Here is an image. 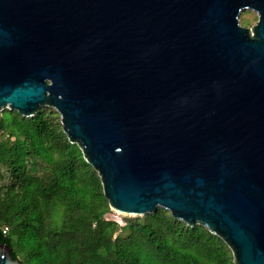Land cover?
<instances>
[{"label":"water","instance_id":"95a60500","mask_svg":"<svg viewBox=\"0 0 264 264\" xmlns=\"http://www.w3.org/2000/svg\"><path fill=\"white\" fill-rule=\"evenodd\" d=\"M45 107L110 209L264 264V0H0V123Z\"/></svg>","mask_w":264,"mask_h":264},{"label":"trees","instance_id":"16d2710c","mask_svg":"<svg viewBox=\"0 0 264 264\" xmlns=\"http://www.w3.org/2000/svg\"><path fill=\"white\" fill-rule=\"evenodd\" d=\"M0 132V244L20 264H233L218 237L162 208L142 221L106 220L98 175L54 110H5Z\"/></svg>","mask_w":264,"mask_h":264},{"label":"rangeland","instance_id":"374dc122","mask_svg":"<svg viewBox=\"0 0 264 264\" xmlns=\"http://www.w3.org/2000/svg\"><path fill=\"white\" fill-rule=\"evenodd\" d=\"M257 20H258V16H257V13L252 11V10H242L239 17H238V22H239V25L242 26V27H246V28H249L251 27L252 25H255L257 23ZM52 109V108H50ZM54 110V109H52ZM55 111V110H54ZM4 112V111H3ZM56 112V111H55ZM57 113V112H56ZM59 116V115H58ZM60 120V118H59ZM1 135V134H0ZM10 141L12 142L13 141V138L10 139ZM107 214H110V215H113L116 217L117 219V223L119 225H123L125 224V221L127 220H140L142 221V218L143 216H137V217H134V215H127V214H123V213H119V212H115V210L113 211L112 209L109 208V212ZM107 214L104 216V218L106 220H109L107 218ZM110 218V217H109ZM113 220V219H111ZM230 251V250H229ZM231 254V252H230ZM231 257H232V254H231Z\"/></svg>","mask_w":264,"mask_h":264},{"label":"bare ground","instance_id":"6f19581e","mask_svg":"<svg viewBox=\"0 0 264 264\" xmlns=\"http://www.w3.org/2000/svg\"><path fill=\"white\" fill-rule=\"evenodd\" d=\"M114 211V210H113ZM115 212H117V211H115ZM109 217L110 218H116L115 216H113V215H109Z\"/></svg>","mask_w":264,"mask_h":264}]
</instances>
